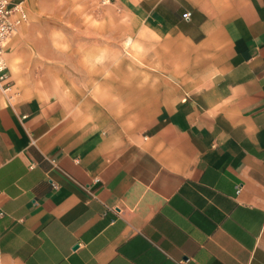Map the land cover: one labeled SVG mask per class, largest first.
<instances>
[{
	"label": "crops",
	"instance_id": "1",
	"mask_svg": "<svg viewBox=\"0 0 264 264\" xmlns=\"http://www.w3.org/2000/svg\"><path fill=\"white\" fill-rule=\"evenodd\" d=\"M46 1L5 55L0 264H264V0H115L114 44Z\"/></svg>",
	"mask_w": 264,
	"mask_h": 264
},
{
	"label": "rangeland",
	"instance_id": "2",
	"mask_svg": "<svg viewBox=\"0 0 264 264\" xmlns=\"http://www.w3.org/2000/svg\"><path fill=\"white\" fill-rule=\"evenodd\" d=\"M39 15L42 19L37 30L46 37L56 32H94L105 26L107 42L114 44L109 33L122 32L125 38L131 31L130 10L119 8L115 0H47ZM122 42L124 47L129 45L125 39Z\"/></svg>",
	"mask_w": 264,
	"mask_h": 264
},
{
	"label": "built area",
	"instance_id": "3",
	"mask_svg": "<svg viewBox=\"0 0 264 264\" xmlns=\"http://www.w3.org/2000/svg\"><path fill=\"white\" fill-rule=\"evenodd\" d=\"M28 22L25 0H0V91L8 94L10 98L13 81L5 56L7 46L17 30Z\"/></svg>",
	"mask_w": 264,
	"mask_h": 264
}]
</instances>
